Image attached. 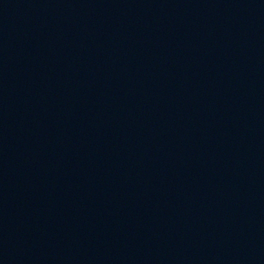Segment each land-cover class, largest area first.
Returning <instances> with one entry per match:
<instances>
[{
	"label": "water",
	"instance_id": "95a60500",
	"mask_svg": "<svg viewBox=\"0 0 264 264\" xmlns=\"http://www.w3.org/2000/svg\"><path fill=\"white\" fill-rule=\"evenodd\" d=\"M0 264H264V33L233 0H0Z\"/></svg>",
	"mask_w": 264,
	"mask_h": 264
}]
</instances>
